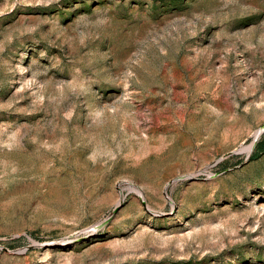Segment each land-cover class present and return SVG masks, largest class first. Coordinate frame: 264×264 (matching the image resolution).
<instances>
[{
	"label": "rangeland",
	"instance_id": "374dc122",
	"mask_svg": "<svg viewBox=\"0 0 264 264\" xmlns=\"http://www.w3.org/2000/svg\"><path fill=\"white\" fill-rule=\"evenodd\" d=\"M0 264H264V0H0Z\"/></svg>",
	"mask_w": 264,
	"mask_h": 264
}]
</instances>
